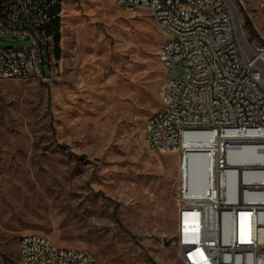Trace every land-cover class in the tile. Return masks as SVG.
I'll return each instance as SVG.
<instances>
[{"label": "rangeland", "instance_id": "rangeland-1", "mask_svg": "<svg viewBox=\"0 0 264 264\" xmlns=\"http://www.w3.org/2000/svg\"><path fill=\"white\" fill-rule=\"evenodd\" d=\"M231 2L249 41L263 45L264 0ZM60 7L53 76L0 80V263L16 260L22 234L39 232L97 264H184L172 238L181 173L199 193L212 166L198 150L182 164L144 142L166 79L154 55L162 35L147 9ZM21 44L0 35L1 47Z\"/></svg>", "mask_w": 264, "mask_h": 264}, {"label": "built area", "instance_id": "built-area-1", "mask_svg": "<svg viewBox=\"0 0 264 264\" xmlns=\"http://www.w3.org/2000/svg\"><path fill=\"white\" fill-rule=\"evenodd\" d=\"M125 11L147 9L162 35L156 57L166 79L160 107L142 124L150 151L189 148L212 166L199 193L180 177L173 244L184 264H264V44L249 41L231 0H112ZM62 0H0V35L19 46H0V80L23 70L47 80L52 35L46 32ZM234 8V7H233ZM234 12V13H233ZM182 67L181 76L170 71ZM246 148L262 155L242 163ZM0 264H97L84 251L57 246L39 232L22 234L16 260Z\"/></svg>", "mask_w": 264, "mask_h": 264}, {"label": "bare ground", "instance_id": "bare-ground-1", "mask_svg": "<svg viewBox=\"0 0 264 264\" xmlns=\"http://www.w3.org/2000/svg\"><path fill=\"white\" fill-rule=\"evenodd\" d=\"M133 9H134V2H127V5H125V11L126 12H133ZM232 10L234 11L233 7H232ZM53 53H54L53 48H49V58H48V71L49 72H55V70H56L55 69L56 61H55V57H54ZM29 77H36V78L40 79V72H35L32 70H23V79L29 78ZM194 150H196V149H194ZM201 156L205 159V157L203 155H201ZM237 158H238V160H241L242 163L247 164V163H255V162L259 161L260 159H262L263 157H262V155H260V153L253 150L252 148H246L243 151H241V153L239 154V156ZM211 174H212V169H211V171H209V179L210 180L212 178Z\"/></svg>", "mask_w": 264, "mask_h": 264}, {"label": "trees", "instance_id": "trees-1", "mask_svg": "<svg viewBox=\"0 0 264 264\" xmlns=\"http://www.w3.org/2000/svg\"><path fill=\"white\" fill-rule=\"evenodd\" d=\"M60 8H61L60 5H56L51 10V14H53L54 17L51 20V22L49 23V25L46 27V32L48 34L52 35L53 52H54L55 58H59V54H60V47H59V42H60V32H59V28H60V24H59L60 23V17H59ZM246 25H247V27H249L252 30V27H251L249 21H246ZM154 55H155V58H156L155 52H154Z\"/></svg>", "mask_w": 264, "mask_h": 264}]
</instances>
